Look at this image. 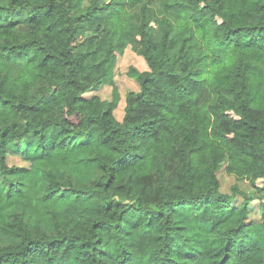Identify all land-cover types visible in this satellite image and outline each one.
Listing matches in <instances>:
<instances>
[{
	"label": "trees",
	"instance_id": "1",
	"mask_svg": "<svg viewBox=\"0 0 264 264\" xmlns=\"http://www.w3.org/2000/svg\"><path fill=\"white\" fill-rule=\"evenodd\" d=\"M80 1L0 0L6 191L22 188L9 174L37 169L53 147H103L83 157L96 166L87 181L42 169L46 198L97 196L94 215L46 229L11 213L0 264H264V242L249 235L264 225V0H93L82 12ZM129 47L148 68L129 66L139 88L119 118L115 67ZM108 84L111 99L96 93ZM221 170L236 179L229 191ZM190 208L236 218L212 227L214 244L181 245ZM131 213L142 220L126 225Z\"/></svg>",
	"mask_w": 264,
	"mask_h": 264
},
{
	"label": "rangeland",
	"instance_id": "2",
	"mask_svg": "<svg viewBox=\"0 0 264 264\" xmlns=\"http://www.w3.org/2000/svg\"><path fill=\"white\" fill-rule=\"evenodd\" d=\"M93 0H81L78 11L82 12L86 7L90 6ZM105 2L108 0H99ZM153 7L159 9L160 2H154ZM149 28L157 40L160 36V26L156 20H152ZM157 46L159 43H156ZM130 65L136 66L140 70L148 68L146 60L133 51L130 47L124 53L118 55V60L115 67V82L119 87L120 100L115 110L120 118L124 113L125 94L130 90H137L139 88L138 82L135 78L128 75L127 71ZM103 98H112V86L104 85L96 91ZM55 139V131H51L47 135V143L51 145ZM103 149V147L91 141L85 146L74 145L67 148H55L49 150L44 154V159L40 162L37 169H33L25 173L9 174V179L13 180L22 186L19 190H14L11 193L6 191V182L0 180V237L9 238V234L3 229L2 222L13 212L23 211L28 222L32 225H38L46 229H52L55 219H58L61 224L65 226H72L78 220L87 219L94 215L93 205L97 201V196H90L88 198H81L79 196L69 195L64 198H46L44 196V187L46 184L42 169L51 166L57 173L63 177L67 173H71L73 177L80 181L89 180L96 172V166L83 159L85 153L91 149ZM41 150L35 141L32 142V147L28 152L30 155H36ZM42 153V152H41ZM40 156V153H39ZM18 161V159H11V162ZM219 176L222 181V189L229 191L231 184L236 179L229 175L226 171L221 170ZM241 186L252 193V187L249 182L243 180ZM180 220L185 223L187 230L184 235L178 237L180 244L183 241H198L204 243L206 246L215 243L214 235L211 229L214 226H226L235 220L236 216L232 211L214 213L209 211H196L194 208L183 209L180 212ZM142 220V216L138 213H131L125 219L126 225ZM249 235L255 239H261L264 242V225L257 224L250 230ZM128 247V241L126 242ZM110 252L118 253L119 248L116 246Z\"/></svg>",
	"mask_w": 264,
	"mask_h": 264
}]
</instances>
